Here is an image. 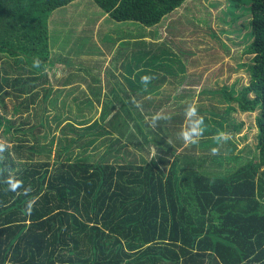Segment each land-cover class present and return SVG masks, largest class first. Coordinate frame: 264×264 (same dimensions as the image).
Wrapping results in <instances>:
<instances>
[{
  "label": "trees",
  "instance_id": "trees-1",
  "mask_svg": "<svg viewBox=\"0 0 264 264\" xmlns=\"http://www.w3.org/2000/svg\"><path fill=\"white\" fill-rule=\"evenodd\" d=\"M74 1L0 0L2 104L12 91L36 97L38 79L27 75L28 69L44 75L52 62L49 18ZM94 1L118 22L147 27L186 2ZM246 1L252 41L245 51L253 58L244 66L250 82L240 91L233 85L217 93L228 104V113L259 110L255 167L249 163L230 176L209 174L183 165L188 154L180 153L168 171L156 161L139 163L127 157L73 161V144L55 167L51 161L28 162L13 174L16 163L6 150V156L0 154V264H264V0ZM46 90L45 103L55 88ZM126 110L124 120H134L151 143L155 130L150 120L143 122L138 109ZM172 120H159L156 127L167 131ZM3 127L8 135L14 125L1 117ZM16 152L33 161L44 151L31 145ZM9 178L22 181V187L11 191Z\"/></svg>",
  "mask_w": 264,
  "mask_h": 264
},
{
  "label": "rangeland",
  "instance_id": "rangeland-1",
  "mask_svg": "<svg viewBox=\"0 0 264 264\" xmlns=\"http://www.w3.org/2000/svg\"><path fill=\"white\" fill-rule=\"evenodd\" d=\"M235 1L187 0L170 13L162 25L149 30L108 16L107 22L102 23L96 33L93 20L108 14L94 0H76L57 9L48 23L50 44L54 49L52 62L43 70L44 75L29 69L27 73L38 79L36 97L12 91L4 96L5 104L0 102V118L4 117L14 125L8 135L4 134V127L0 128V141L6 143L0 154L6 156L7 150L15 160L13 174L28 162L51 161V166L55 167L57 161L65 159L67 148L73 144H76L71 149L73 161L97 162L105 158L115 162L117 157L121 161L127 157L139 163L156 161L168 171L180 153L188 154L191 159L185 163L189 160L187 157L182 161L183 165L198 167L201 164V171L209 174L230 176L249 163L255 167L259 162V128L256 123L259 110L243 112L238 108L228 113V104L221 101L220 92L212 95L197 93L198 90L209 92L233 85L240 91L250 82L244 66L253 58L245 51L252 41L250 2ZM128 30L134 31L136 36L129 35ZM156 31L161 37L158 45H155L157 42L151 45L149 37ZM140 33L142 40L137 38ZM123 37L126 43L117 50L115 47ZM65 45L69 46L68 50L60 48ZM154 50L157 55L161 51L167 52L174 59L162 58L160 62H164L160 64L159 72L151 76L154 82L158 80L155 83L157 88L154 87L157 91L138 97L141 100L137 104L130 103L131 98H126L129 88L120 84L127 85L124 79L130 75L129 68L133 69V63L139 65L142 59L150 61ZM133 51L134 56L126 59L125 52L133 54ZM147 61L143 65L150 66ZM117 75L123 78V83L115 79ZM112 78L118 81L116 89L109 86L108 79ZM184 81L198 86L185 88V83L179 86ZM49 86L55 90L45 103ZM187 90L195 93H186L183 100L184 94L180 92ZM120 95L124 100L119 98ZM190 98L193 99L191 103H184ZM190 105H194L197 112L191 119L203 118V132L197 143L186 144L182 140L179 144L178 134L190 127L186 115ZM19 107L21 110L17 111ZM127 107L138 109L143 122H148L157 113L173 120L167 131L152 127L155 131L151 133V143H148L134 120L129 123L124 120L128 115ZM41 116L43 124L39 125ZM33 127H37L35 132H21ZM175 127L182 130H175ZM219 132L227 133L230 139L216 141ZM78 140L80 142L76 143ZM157 144L162 147L158 148ZM31 145L40 146L44 151L36 154L33 161L21 158L16 152L20 147ZM214 148L216 153L212 151Z\"/></svg>",
  "mask_w": 264,
  "mask_h": 264
},
{
  "label": "crops",
  "instance_id": "crops-1",
  "mask_svg": "<svg viewBox=\"0 0 264 264\" xmlns=\"http://www.w3.org/2000/svg\"><path fill=\"white\" fill-rule=\"evenodd\" d=\"M187 1V0H186ZM174 12V11H173ZM168 16H170V14H168L167 16H165L164 18H163V20L159 23V24H157V25H155V26H152V27H147V26H144V25H137L138 23H136V22H133V21H124V22H126L125 24H128V25H131V26H136V28H140V29H142V28H145V30H149V29H153V28H155V27H159L160 25H162L163 24V22H164V20L166 19V18H169ZM106 18H108V15L107 16H105V17H100L99 19H94L93 20V24H94V21H95V25H96V31H95V33L97 32V29H99V27H100V25L102 24V23H104L106 20H108V19H106ZM50 21V20H49ZM107 22V21H106ZM139 24H141V23H139ZM141 26H144V27H141ZM93 29H94V26H93ZM93 29H89L90 31V33H92V30ZM142 30H144V29H142ZM129 35H132V36H136L135 34H134V31H132V30H128V32H127ZM134 34V35H133ZM159 33H158V31H156V32H154V33H152V35L149 37L150 38V40H151V45H153L155 42H157V43H155V45H158V41H159V38L161 37V35H158ZM143 36H145V34L143 35ZM152 36H155L154 38H152ZM77 38V37H76ZM125 37H123V39H121V41L116 45L117 47H115V48H117V50H119L120 48H123L124 47V43H126V39H124ZM137 38H141V40H142V35H141V33H140V35L137 37ZM89 39V38H88ZM69 46H67V45H65L64 47H60V48H62V49H64V50H68L69 48H68ZM50 48H51V52L53 51L54 52V49H53V47L51 46V44H50ZM115 48H114V50H115ZM67 52V51H66ZM162 53L161 54H159V55H157L156 54V51L154 50V51H152V54L150 55L151 56V59H150V61L148 60H146V59H142L141 60V62H140V64L139 65H135V63H133V69L132 68H129V70H130V75H126L125 76V79L124 80H127V82H128V84L127 85H125V84H123V85H121L120 84V86L121 87H125V88H129V90L127 89V91H128V93H126V98H131L130 100L131 101H129L130 103H133V104H137V101H138V103L140 102V100L141 99H137L138 97H141L143 94H148V93H153V92H155V90H156V85H155V83L158 81V80H156L155 82L153 81V80H150V82L149 83H147L146 85L145 84H142V82H141V78L143 77V76H148L149 75V73H153L152 75H150L149 77H151V76H155V74L157 73V72H159V69H160V64H162L163 62H164V60H163V62H160V60L162 59V58H169V59H171V60H173L174 59V56L172 57V56H169L170 54H167V52H163V51H161ZM136 54V53H135ZM128 56H134V51H133V54H131L130 52L129 53H127V52H125V57H126V59H127V57ZM162 56V57H161ZM161 57V58H160ZM145 61V63H146V61L149 63V65L150 66H146V64L145 65H143V62ZM124 67H126V65L124 66ZM156 72V73H155ZM120 76V75H119ZM118 75H117V77L118 78H116L115 77V79H117L119 82H121V83H123V78H120ZM114 78H112V79H108V82H109V86L110 87H112L113 89H116L115 88V84L116 83H118V81L117 80H115ZM165 80V79H164ZM163 80V81H164ZM182 83V82H181ZM179 84V86H181V85H184V83L186 84L184 87L185 88H197V86H198V84L197 85H194V84H192V85H189V83H186L185 81L182 83V84ZM161 84H162V82L160 83V85L159 86H161ZM144 85V86H143ZM101 86V85H100ZM154 87H156V88H154ZM157 91V90H156ZM186 93H188V94H193V93H195L194 91H192V90H187L186 92L185 91H182V92H180V94H184L182 97H183V100H184V98L185 97H187V94ZM197 93L199 94V95H202L203 93H205L206 95H209V94H216L217 93V90H216V92H214V91H212V90H210L209 92H207V91H203V90H198L197 91ZM191 96V95H190ZM132 97H134V99L132 98ZM192 97V96H191ZM119 98L120 99H122V100H124V98H121V95L119 96ZM135 99H136V101H135ZM192 100L193 99H191L190 98V101H187V102H184V103H191L192 102ZM181 102H182V100H180ZM125 103H127V102H125ZM178 103V102H177ZM194 165V164H193ZM192 165V168H196V169H201V164L200 165H198V167H194Z\"/></svg>",
  "mask_w": 264,
  "mask_h": 264
},
{
  "label": "clouds",
  "instance_id": "clouds-1",
  "mask_svg": "<svg viewBox=\"0 0 264 264\" xmlns=\"http://www.w3.org/2000/svg\"><path fill=\"white\" fill-rule=\"evenodd\" d=\"M34 66H39V61H34ZM151 79H152V77L143 76L141 78V82H142V84L146 85L147 83L150 82ZM186 115L190 119V127L186 130H182L178 134V138L182 139L186 144H195V143H197V138L203 132V127H202L203 118L200 117L196 120L191 119L192 117H195L197 115L196 108L194 105H190L186 109ZM161 119H170V117H162L159 113H157L156 115H154L151 118L150 126L155 128L157 126V122ZM228 139H230L229 135L227 133H224V132H219L215 137V140L218 142H227ZM5 146H6V143L3 141H0V152H2L4 150ZM212 151H213V153H216L217 150L214 148ZM8 185H9L10 190L15 192L18 188L22 187V181L16 180L13 178H9ZM33 204H34L33 201H30L28 203L27 210H28L29 214L31 213Z\"/></svg>",
  "mask_w": 264,
  "mask_h": 264
}]
</instances>
